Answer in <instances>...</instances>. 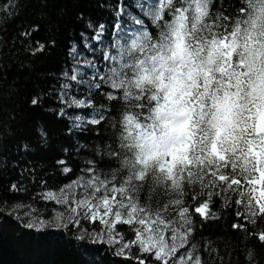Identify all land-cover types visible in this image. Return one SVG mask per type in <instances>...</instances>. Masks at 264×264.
<instances>
[{
	"label": "snow or ice",
	"instance_id": "snow-or-ice-1",
	"mask_svg": "<svg viewBox=\"0 0 264 264\" xmlns=\"http://www.w3.org/2000/svg\"><path fill=\"white\" fill-rule=\"evenodd\" d=\"M12 7L8 6L9 15ZM99 7L112 19L80 14L83 27L66 52L70 67L65 65L59 87L48 93L55 99L48 110L58 119L71 121L67 135L103 131L110 155L118 157L122 150L135 148L137 164L155 162L169 177L178 166L183 170L204 160L227 162L234 157L243 165L242 171L253 174L233 181L249 186V200L246 212L238 207L235 213L244 222L237 220L232 228L264 246V227H249L264 217V0H213L211 4L208 0H110ZM193 14L202 20L195 32L188 24ZM32 27L34 31L20 35L31 42V55L44 54L46 45L38 38L40 24ZM114 63L119 70L112 67L114 75L106 77ZM132 86L135 97L130 99ZM44 98L43 93H34L24 102L38 107ZM125 101L134 107L133 113L120 110ZM70 109H89L90 114ZM12 120L9 139L23 141L19 147L25 153L34 151L32 138L20 132L16 117ZM36 132V146L48 147V131L41 126ZM90 147L93 156L86 159L76 179L59 191L42 194L43 200L66 206L65 211L45 218L31 204L17 203L0 216L36 233L70 237L89 261L84 245L104 246L114 258L134 264H168L159 246L137 232L134 239H125L118 226H129L130 221L115 211L118 197L110 198L107 187L104 192L99 188L101 182L107 185L104 175H98L95 151L99 148L77 142L75 151ZM63 151L65 156L56 162L63 165V173H69L68 149ZM11 189L21 190L17 183ZM194 211L199 214L200 207ZM97 222L102 227L86 226ZM247 256L251 264V249Z\"/></svg>",
	"mask_w": 264,
	"mask_h": 264
},
{
	"label": "trees",
	"instance_id": "trees-1",
	"mask_svg": "<svg viewBox=\"0 0 264 264\" xmlns=\"http://www.w3.org/2000/svg\"><path fill=\"white\" fill-rule=\"evenodd\" d=\"M108 2L110 0H0V213L6 214L17 203L31 204L45 218L60 206L66 208L55 201L43 200L42 194L48 190L59 191L80 175L79 169L93 153L91 147L76 153L79 142L99 148V151L93 149L98 175H104L107 185L99 184L120 189L137 210L164 222L182 237L183 244L176 254L182 260L198 264H249L247 252L251 249L254 253L251 264L257 261L264 264V246L248 238L242 230L232 228L237 220L244 222L243 217L235 213L238 207L246 212L249 200V186L233 181L253 174L242 171L243 165L234 157L229 156L227 162L215 158L211 163L204 160L183 170L177 167L170 177L147 168L129 171L121 166V155L109 154L110 150L103 144L107 140L103 131L99 135L91 130L75 131L69 136L66 129L71 121L58 119L56 113L48 110L55 106L54 96L48 93L53 87H59L58 78L65 65L70 67L66 55L69 41L83 27L78 17L83 13L85 18L110 21V13L99 7ZM9 5H13L11 15L7 12ZM35 23L40 24L38 38L46 45L44 54L31 55V42L20 35L23 31H34ZM53 40L55 46H52ZM34 93L44 94L42 106L32 107L24 102ZM129 106L121 104L120 110H127ZM69 112L86 114L90 110L70 109ZM13 117L20 132L32 138L34 151L25 153L19 147L23 141L9 139ZM41 126L49 133V146L43 149L36 146L39 141L35 139L36 130ZM65 148L72 168L69 173H63V165L56 162L65 156ZM222 176L225 179H221ZM12 183H17L21 190H12ZM198 206L199 214L194 211ZM257 221L249 227H264V217H258ZM86 226L100 227L89 223ZM136 227L118 226L126 240L134 239ZM83 247L91 261L70 237L47 235L43 231L36 233L24 229L13 218L6 223L0 216V264H134L114 258L104 246ZM132 250L136 252L135 246Z\"/></svg>",
	"mask_w": 264,
	"mask_h": 264
},
{
	"label": "rangeland",
	"instance_id": "rangeland-1",
	"mask_svg": "<svg viewBox=\"0 0 264 264\" xmlns=\"http://www.w3.org/2000/svg\"><path fill=\"white\" fill-rule=\"evenodd\" d=\"M112 67H116L119 70L118 63H114L105 72L106 77L114 75L111 70ZM78 110H85V109H78ZM78 113L84 116H88V114H90L89 112H87L86 114L82 112H78ZM105 187H106L105 185L99 184V188L101 192H104ZM93 189L94 186L90 185L89 190L93 191V194H95ZM106 195H108L110 198L113 196L118 197L114 205L115 211L121 212L123 218L125 220L130 221L129 226L130 225L137 226L136 232L138 235H142L145 240L149 241L150 243H153L154 245H158L161 253L163 254V258L168 260V263L174 261L173 262L174 264H198L196 262L188 263L187 259L182 260L183 258L176 255L177 251L180 249V247L183 244V239L175 231L169 229L164 222L157 219H152L148 215L144 214L142 211L137 210L134 206L131 205L128 199L123 196L121 190L118 188L107 187ZM58 209L59 210L57 211L66 210V208H61V206Z\"/></svg>",
	"mask_w": 264,
	"mask_h": 264
},
{
	"label": "clouds",
	"instance_id": "clouds-1",
	"mask_svg": "<svg viewBox=\"0 0 264 264\" xmlns=\"http://www.w3.org/2000/svg\"><path fill=\"white\" fill-rule=\"evenodd\" d=\"M212 2L213 0H208L209 4H211ZM201 23H202V20L196 18L195 14L191 15L188 21V24L190 25V28L193 32L199 30ZM189 75H191V73H189ZM125 87H128V86L126 85ZM128 90L131 93L130 99L134 98L135 97V87L132 86L128 88ZM125 104H128V101H125ZM134 111L135 109L133 106L128 107V112L133 113ZM135 153H136L135 148L129 149V150H122L121 160H120L121 166L124 168H127L129 171H133L137 167L147 168L148 170L153 171V172L160 171L159 165L156 164L155 162H150L148 166L137 164L135 162ZM125 156L127 157V159L124 158Z\"/></svg>",
	"mask_w": 264,
	"mask_h": 264
}]
</instances>
